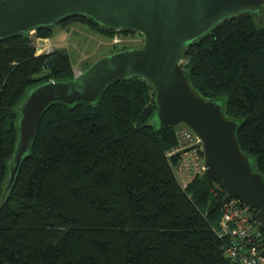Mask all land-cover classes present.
<instances>
[{"label": "trees", "instance_id": "trees-1", "mask_svg": "<svg viewBox=\"0 0 264 264\" xmlns=\"http://www.w3.org/2000/svg\"><path fill=\"white\" fill-rule=\"evenodd\" d=\"M78 23L109 39L141 35L70 14L0 39V264H235L214 231L225 189L201 174L182 187L167 157L177 125L151 124L155 93L139 77L113 82L95 103L49 106L4 194L18 105L33 86L75 76L68 49L37 55L34 39ZM183 60L191 86L239 121L240 147L264 175V9L225 18Z\"/></svg>", "mask_w": 264, "mask_h": 264}, {"label": "water", "instance_id": "water-1", "mask_svg": "<svg viewBox=\"0 0 264 264\" xmlns=\"http://www.w3.org/2000/svg\"><path fill=\"white\" fill-rule=\"evenodd\" d=\"M263 9L264 0H0V39L33 33L70 14L144 38L140 47L105 55L71 79L49 80L29 89L17 107L19 134L4 194L30 153L38 122L49 106L95 103L113 82L139 77L155 93L157 111L151 124L189 126L202 141L201 175L226 191L222 207L231 198L253 207L264 232V175L240 147L239 121L224 114L222 101L206 99L191 86L183 60V51L225 18L242 13L259 16Z\"/></svg>", "mask_w": 264, "mask_h": 264}, {"label": "built area", "instance_id": "built-area-1", "mask_svg": "<svg viewBox=\"0 0 264 264\" xmlns=\"http://www.w3.org/2000/svg\"><path fill=\"white\" fill-rule=\"evenodd\" d=\"M35 32L31 33L34 34ZM38 40H41L38 38ZM37 39L34 41L39 42ZM120 41L118 36L115 41ZM37 51L43 50V42H39ZM52 50H47V53ZM177 144L167 151V157L173 166L178 181L183 188L192 179L202 174L205 165L200 137L186 124H178L175 130ZM176 160V161H175ZM237 198H231L223 207V214L218 225L214 227L216 234L225 239L224 250L228 258L235 264H264L263 231L254 218V212Z\"/></svg>", "mask_w": 264, "mask_h": 264}, {"label": "rangeland", "instance_id": "rangeland-1", "mask_svg": "<svg viewBox=\"0 0 264 264\" xmlns=\"http://www.w3.org/2000/svg\"><path fill=\"white\" fill-rule=\"evenodd\" d=\"M32 37H34V35H32ZM117 37L118 35H115L110 39L106 38L103 35L94 32L88 26L78 23L69 28L55 26L54 33L50 38L41 37V40H38V37H35L39 42H43V50L37 51L36 47L38 44L40 45L39 42L36 44L34 41L33 45L37 55L47 53V50L50 49L52 51L57 48L68 49L74 62L75 74H78L84 70L83 66L86 62L93 63L97 59L111 54L110 51L113 45L126 44L127 46H130V48H136L140 47L144 41V38L141 35H134L127 38L119 36L121 40L115 41ZM200 151L201 150H199V154L201 155Z\"/></svg>", "mask_w": 264, "mask_h": 264}]
</instances>
